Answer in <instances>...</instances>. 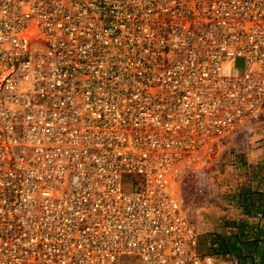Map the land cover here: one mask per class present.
<instances>
[{
	"label": "built area",
	"instance_id": "2783aa9c",
	"mask_svg": "<svg viewBox=\"0 0 264 264\" xmlns=\"http://www.w3.org/2000/svg\"><path fill=\"white\" fill-rule=\"evenodd\" d=\"M263 114L264 0H0V264H221L174 184Z\"/></svg>",
	"mask_w": 264,
	"mask_h": 264
},
{
	"label": "rangeland",
	"instance_id": "374dc122",
	"mask_svg": "<svg viewBox=\"0 0 264 264\" xmlns=\"http://www.w3.org/2000/svg\"><path fill=\"white\" fill-rule=\"evenodd\" d=\"M200 169H184L174 184L200 232V250L221 254V264H264V207L253 199L257 185L264 187V114L222 140ZM243 191L251 196L244 206Z\"/></svg>",
	"mask_w": 264,
	"mask_h": 264
},
{
	"label": "crops",
	"instance_id": "0c3cea01",
	"mask_svg": "<svg viewBox=\"0 0 264 264\" xmlns=\"http://www.w3.org/2000/svg\"><path fill=\"white\" fill-rule=\"evenodd\" d=\"M246 170H249V169H246ZM258 170H260V169H258ZM259 172V171H258ZM262 174H263V169H261V171H260ZM257 190L260 192V193H255V197L253 198L255 201V204H256V206H258V207H264V187H259L258 185H257ZM246 189H244V191H245ZM244 191H243V195H242V197H240V200H239V202L240 203H242V205L244 206V205H247L250 201H251V196H249V195H244ZM245 197V198H244ZM260 261L262 262V263H264V252H260Z\"/></svg>",
	"mask_w": 264,
	"mask_h": 264
},
{
	"label": "trees",
	"instance_id": "16d2710c",
	"mask_svg": "<svg viewBox=\"0 0 264 264\" xmlns=\"http://www.w3.org/2000/svg\"><path fill=\"white\" fill-rule=\"evenodd\" d=\"M261 252H264V250H263V251H261ZM245 264H255V263H245Z\"/></svg>",
	"mask_w": 264,
	"mask_h": 264
}]
</instances>
